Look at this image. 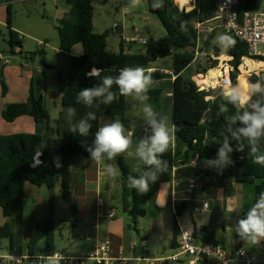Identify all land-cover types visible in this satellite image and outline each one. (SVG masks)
<instances>
[{
  "label": "crops",
  "instance_id": "1",
  "mask_svg": "<svg viewBox=\"0 0 264 264\" xmlns=\"http://www.w3.org/2000/svg\"><path fill=\"white\" fill-rule=\"evenodd\" d=\"M11 2L13 0H0V28H6L5 33L0 29V36H4L6 38L4 41L8 43L9 28H11L19 33L22 48L15 46V49H13L8 43L11 59H6V56L0 53V135L39 134L43 137L44 142H47L50 135L47 132L45 122H37L30 116H22L14 122H6L2 117V112L7 105L27 101L32 81L35 95L42 97L43 104L48 110L51 120L59 123L58 126H53L54 133L52 137H56L58 133L61 134L64 130L69 129L72 124L70 109L62 106V97L68 87V81L65 82V86L59 78L50 82L49 76H52L53 70L58 68L59 63L55 66L46 59H40V56L37 55L38 48L34 49L33 52L27 41L36 42L38 47H42L46 43L36 41L31 35H25L26 39H22L23 31L14 25L12 18L11 27L8 26V6L11 9ZM174 2L180 10L187 12L195 7L194 0H187L184 5L178 3V0H174ZM126 3L127 0H125ZM145 3L146 0H141L140 4L135 5L140 7L136 12L128 10L131 13L130 18L132 14L136 16L135 22L130 24V26L132 25L134 37L124 36V24L122 23L121 26L119 24L116 32H121L122 39L119 41L118 50L109 49L107 42L109 51L119 53L123 50L129 54H144L147 44H126L125 40L136 38L149 41L159 39L165 35V31L159 30L158 37H154L151 33L153 30L139 27L138 20L147 23L152 21L151 16L153 15L149 12L147 3L144 6ZM62 5L64 7L61 15H59V20L70 11V6L66 4L65 0H62ZM127 8L126 5L122 8L123 15ZM254 11L264 12V0H256ZM93 25L95 30L94 22ZM202 29L206 33L200 36L198 53L205 55L206 51L203 50V43L208 35L215 33L212 44L217 45L215 41L217 32L222 31L225 33L226 31L214 20L204 23ZM135 45L142 47L138 48ZM133 50H136L137 53H133ZM220 50L221 56L228 57L227 61L229 62L231 57L227 55L228 49L223 51L220 48ZM31 53H36V55L32 57ZM82 53V45L77 44L71 49L70 53L62 56V61L69 65L71 57H78ZM220 57L217 58L220 60ZM42 61L48 67H45ZM259 63L261 66L251 72L264 71V62ZM145 70L151 72L153 79V84L147 93L149 100L146 103L151 104L159 115L165 117L170 126H174L173 83L175 75L172 57L159 59L151 63ZM228 71L230 72V70ZM2 80L7 86L5 96L2 95ZM125 100L127 103L125 117L129 121V129L126 134L133 140V146L126 153L119 156L124 159L131 171L141 172L145 169V166L136 157L135 146L140 139L151 135V130L142 111L143 103L134 97H125ZM247 101L249 100L247 99ZM51 105L54 106V115L51 114L48 108ZM111 121L110 117L103 116L100 120V126ZM175 146L176 140L172 148L174 149ZM181 160L182 157L177 158L176 165L171 170L160 174L158 180L150 187L152 195L146 205L147 215L139 222L141 235L146 237L143 242L135 238L128 227L127 216L120 209L121 180L119 171L115 177L107 175L104 171L106 164L115 166L114 160L105 159L96 162L82 155L75 156L71 163L72 190L69 199L62 197L59 185L49 189L45 186H36L26 182L24 185L25 198L22 223L15 226L11 222L13 225L12 231L17 236L21 250V255L17 257L41 256V252L45 249V242L41 241L34 247L32 250L33 256L30 255L28 243L35 236L38 225L46 220H52L56 229L54 254L78 258L94 251L98 242L108 241L110 243V264H120L122 259L126 260V264H166L163 261L176 253L175 247L172 246L173 222L176 206L183 203L186 204V208L182 215L177 218L180 230L192 231L195 225L215 224L218 226L219 234L220 232L227 233L237 220L243 218V214L254 203L256 186L262 184L264 180L238 183L233 175L232 165L226 166L223 171H217L214 168L205 167L204 160H198L197 155L192 156L187 164H180ZM194 160L196 161L195 166H190ZM54 161L56 167L59 168L61 160L59 163L57 157H55ZM57 163L59 166H57ZM191 180L201 184V186H195L193 191L195 198L208 203L209 207L205 211L198 210L201 203L195 198L194 200L184 201L187 197V184ZM176 181L180 183L178 189L175 188ZM9 221L3 216L0 207V227ZM234 235V244L242 245L254 254H261V246L257 247L250 242H244L235 233ZM221 238L223 239V237ZM224 241L227 242V239H224ZM160 247L165 248L166 251L160 253ZM9 255L12 254L10 253L8 239L0 240V256ZM86 264L95 263L88 261ZM200 264L217 263L202 262Z\"/></svg>",
  "mask_w": 264,
  "mask_h": 264
},
{
  "label": "trees",
  "instance_id": "2",
  "mask_svg": "<svg viewBox=\"0 0 264 264\" xmlns=\"http://www.w3.org/2000/svg\"><path fill=\"white\" fill-rule=\"evenodd\" d=\"M70 6L69 13L60 21L57 27L60 45V54L66 55L71 49L81 44L82 55L71 57V66L68 77V87L62 97L64 108L74 109L72 124L69 129L64 130L56 137L53 126H58V121H52L48 110L43 104L42 97H37L34 92L33 82L30 83L29 97L26 102L13 103L7 105L2 117L6 122H14L22 116H30L37 122L47 124V132L50 135L47 142L39 134H13L0 135V207L3 216L10 221L0 227V240L8 239L10 253L20 256L21 250L18 245L17 236L13 233V225L22 223L24 212V185L30 182L36 186H45L53 189L60 186L61 195L64 199H69L72 190L71 163L75 156L82 155L89 158L86 147L91 146L94 133L100 127V120L103 116H108L112 120L119 119L124 124L126 131L129 129V121L125 117L127 103L125 97L119 95L118 88L113 86L112 91L116 93V99L110 104H100L99 107L88 108L82 103H77L76 97L80 90L92 87L100 83L104 76H116L121 68L125 66L148 67L151 63L169 56L173 59V72L175 80L173 83V123L176 128V146L164 154L162 157L168 161L167 170H171L176 165V159L182 157L180 164H187L191 157L198 156V160L215 159L217 151L222 145L223 136L228 135L233 151L229 154L234 162L233 175L238 183H251L254 180H264V166L253 163V156L249 153L247 142L244 141V150L237 151V142L231 139L227 133V127L231 121L241 113L242 106L235 107L227 103L222 91L212 94L207 89L201 90L193 80V77L205 74L206 69L200 71L194 68V50L198 46L199 34L196 23L204 24L215 18L217 11V0H194L195 7L190 11L180 10L174 0H163V7L153 9L152 3L156 0H146L149 12L157 17L165 29V35L159 39L148 41L144 54H129L121 50L119 53L111 52L107 49V39L112 31L96 33L93 25L94 6L93 0H65ZM256 9V0H240L238 13L240 16L246 11ZM8 26L11 27V10L8 6ZM183 24V25H182ZM182 27L185 30H182ZM215 33L208 35L203 43V50L208 55L221 56V50L217 45L212 44ZM236 41L235 45L228 49L227 55L231 57L229 64L234 67L231 74L233 85L237 82L239 67L242 59L248 57L246 44ZM9 45L15 49L22 48V40L19 33L9 28ZM122 45V44H121ZM32 57L36 53L30 54ZM258 62H264V56L252 58ZM42 63L48 67L44 61ZM215 64L218 60L214 61ZM259 66L260 63H259ZM215 66H212L214 68ZM99 69V74L94 78L88 76L93 69ZM252 83L260 82L264 85V71L257 76L250 75ZM2 95L7 93V86L2 80ZM213 98L207 100V97ZM260 102L264 104V93H257L248 101L250 104ZM245 106V105H244ZM93 111L96 120L90 121L92 128L87 137L73 133L71 128L80 119L86 118V113ZM238 123L232 124L235 129ZM259 150L264 153V140L259 145ZM37 152H41L42 161L33 167V160ZM55 157L61 158L59 168L55 165ZM115 166L119 171L121 180L120 209L127 216L128 227L140 242L146 240L141 235L139 228L140 219L147 215L146 205L151 198L152 191L146 194H138L135 189L128 187L127 177L132 175L138 177L141 172H133L129 169L124 159L117 156ZM166 170V171H167ZM264 191V182L256 186L255 198ZM255 202V199H254ZM186 208V204L176 206L174 217V236L172 246L177 247V239L180 235L177 218L180 217ZM244 216V214H243ZM13 225H12V223ZM55 223L46 220L37 226L35 236L29 241L28 248L30 255L32 250L41 241L45 242V249L41 256L54 255ZM192 233L202 243L216 244L225 242L219 236L218 226L209 224L207 226L195 225ZM36 258L28 259L27 264H32Z\"/></svg>",
  "mask_w": 264,
  "mask_h": 264
},
{
  "label": "clouds",
  "instance_id": "3",
  "mask_svg": "<svg viewBox=\"0 0 264 264\" xmlns=\"http://www.w3.org/2000/svg\"><path fill=\"white\" fill-rule=\"evenodd\" d=\"M140 2L141 0H131L134 6ZM151 7L153 9L163 7V0H156ZM182 30L185 29L182 27ZM215 39L217 46L225 51L236 43L235 39L227 32L217 35ZM98 74L99 69L93 68L88 76L95 78ZM152 84L153 79L150 71L146 72L142 66H125L119 70L118 75L104 76L100 83L80 90L76 97L77 103H82L88 108L93 106L98 108L101 103L110 104L116 99V93L112 91L115 85L120 96L134 97L143 103L142 111L150 127L151 135L139 140L135 146V155L146 167V170L141 172L138 177L132 175L127 177L128 187L135 189L138 194L148 193L160 174L167 170L168 161L162 157L174 146L176 140L175 126H170L165 117L159 115L151 104L146 103L149 100L147 93ZM257 93H264V85L260 82L245 81L243 85L237 83L226 88L223 95L227 103L235 107L244 101L245 94H249L248 100L250 101ZM244 105L241 113L231 121L226 131L230 134L231 139L237 142V151L244 150V141H246L249 153L253 156V163L264 166V153H261L258 147L259 143L264 140V104L251 103L250 109L246 107L248 101H244ZM69 113L74 115L75 110L70 109ZM94 120H96L95 112L89 111L86 113V118L80 119L77 124L72 126L71 131L87 137L92 128L90 121ZM236 123L240 126L234 129L232 124ZM93 137L91 146L86 147V151L89 153L90 160L96 162L105 159L114 160L133 146V140L126 134V128L119 119L98 127ZM232 151L229 136L224 135L216 158L205 159L203 164L205 167L223 171L226 166L234 163L229 155ZM41 154V152H37L33 160V167L42 163ZM195 164L194 160L190 166H195ZM57 166H59L58 163ZM104 171L109 176L118 175V169L113 164H106ZM232 230L240 240L250 242L254 246L258 247L264 242V191L258 194L243 218L237 220L232 226ZM32 264H45V258L42 261L41 256H37ZM47 264H59V260L48 257Z\"/></svg>",
  "mask_w": 264,
  "mask_h": 264
},
{
  "label": "built area",
  "instance_id": "4",
  "mask_svg": "<svg viewBox=\"0 0 264 264\" xmlns=\"http://www.w3.org/2000/svg\"><path fill=\"white\" fill-rule=\"evenodd\" d=\"M239 7L240 0H217V11L213 20L218 22L228 34L232 35L240 42L246 44L248 57H244L242 60H253L252 58H255L257 56H264V12L246 11L242 16H240L238 13ZM130 14L131 13L128 11V9H126L124 16L128 18ZM195 26L200 39V36L206 33V31L202 29L203 24L196 23ZM114 28V32H116L118 24H116ZM125 43L147 44L148 40L136 38L126 39ZM260 48H262V50H260ZM198 51L199 48L197 46V48L194 50L195 59L193 62L195 64L198 62L199 56H201ZM206 56L213 62L218 60L221 63V60H219V58H217L213 54L208 55L206 53ZM225 63L226 66H229L228 61H226ZM211 64L212 62L209 63L210 68L215 69L216 67L212 68ZM226 66H220L221 71L224 72V76L218 78L220 82L218 87H220V89H225L226 87H231L233 85L231 74L234 72V67L230 66L231 71L229 72V77H227ZM195 77H193L194 81ZM212 98L213 97L210 96L206 99L210 100ZM187 186V197L184 199V201H189L192 199L194 200L195 197L193 189L195 186H201V184L197 183L195 180H191L189 181ZM179 187L180 183L176 181L175 188L178 189ZM195 199L199 200L198 198ZM199 201L201 205L198 210H207L209 207L208 203L204 200ZM260 246L261 254L257 255L239 244L229 245L226 242H218L216 244L202 243L197 240L192 231L181 229L180 235L177 239V247L175 248L176 253L173 256L169 257L167 260H164L163 263L168 264L187 261L188 264H200L202 262H215L217 264H264V242H262ZM109 251L110 243L108 241H100L98 242L97 247L94 251L78 258H69L64 257L60 254H54L51 256H41V260L43 261V259L45 258V264H47L48 257H54L55 259L59 260V264H86L88 261H92L95 264H110ZM30 258L31 257L23 258L14 255L0 256V264H27V261ZM120 264H126V260L122 259L120 261Z\"/></svg>",
  "mask_w": 264,
  "mask_h": 264
},
{
  "label": "rangeland",
  "instance_id": "5",
  "mask_svg": "<svg viewBox=\"0 0 264 264\" xmlns=\"http://www.w3.org/2000/svg\"><path fill=\"white\" fill-rule=\"evenodd\" d=\"M11 4V18L14 23V25L18 28H20L23 31L22 39H26L25 35H31L36 39V41H41L43 43H46V45H43L42 47H38L37 43L31 40H28V45L30 48L36 50L38 48L37 55L40 56V59H46L48 62L54 64L58 68L56 70H53L52 76H49V80L61 79L62 84L65 86V82L68 81L69 71L71 62L69 65L65 63V61H62V54H60L59 45V35L57 31V27L59 26V19L62 13V8L64 5H62V0H13ZM143 4V3H142ZM127 6L128 10L130 12H136L139 10L140 7H136L131 3V0H127V3L125 4V0H93V6H94V17L93 22L95 23V30L99 33H104L105 31H112L110 36L107 39V42L109 44V49H115V51L118 50V44L119 41L122 39L121 32H114V24H121L123 23L124 27V36H128L130 38L134 37L132 25V22H135V14H132L131 18H126L123 15V7ZM146 3L144 4V6ZM151 22L147 23L142 20H138L139 27L143 29L150 28L153 30L152 35L154 37H158L157 33L160 31H165L162 23L160 20L155 17L151 16ZM2 29V32H6V28H0ZM223 33L222 31H218L217 35ZM230 35V34H229ZM6 38L4 36H0V53L4 54L6 56V59H11L12 56L10 55L9 51V45L4 40ZM216 41V40H215ZM138 48H141L142 46L135 45ZM145 47V46H144ZM134 49H136L134 47ZM262 50V48H260ZM225 51V50H223ZM58 52V53H57ZM133 53H137L136 50H133ZM256 61V60H255ZM212 62L211 66H215L217 70H220V66L225 67L226 61L220 63L218 61L217 64H215L213 61L209 60L208 57L205 55H201L198 58V62L194 65L195 69H198L200 67V71H203L206 69V73L203 74L205 78H208V72L209 70H212L210 68L209 63ZM244 62H242L243 64ZM221 64V65H220ZM241 64V65H242ZM240 65V66H241ZM229 66H226V68L229 70ZM231 71V69H230ZM239 73L240 70L238 69ZM254 71V70H253ZM248 73L247 77H250L251 73L253 76H257L261 70H257L255 72ZM222 75L223 72L221 71ZM239 77V76H238ZM241 81H242V73H241ZM238 82V78H237ZM197 84V83H196ZM198 85V84H197ZM241 85V84H240ZM202 89L203 86H200ZM208 91H210L212 94H215L217 92H224V89H220V87H217L216 89L208 88ZM240 106H244L239 104ZM50 112L52 115H54V106H48ZM58 162L60 163L61 158L57 157ZM141 220V219H140ZM220 237H223V239H227V242L229 245L234 244L235 235L232 230L227 231V233L220 232ZM159 252H165V248L160 247ZM173 264V263H170ZM174 264H188L187 261H182L180 263H174Z\"/></svg>",
  "mask_w": 264,
  "mask_h": 264
},
{
  "label": "bare ground",
  "instance_id": "6",
  "mask_svg": "<svg viewBox=\"0 0 264 264\" xmlns=\"http://www.w3.org/2000/svg\"><path fill=\"white\" fill-rule=\"evenodd\" d=\"M186 1L187 0H178V3H181L182 5H184V4H186ZM227 59H228V57H226V56L220 57V60H222V62L227 61ZM242 62H244V63L239 67L240 73H239V78H238V81L240 82L241 85H243L245 81H250V78L248 79V77H247L249 71H253L259 66L258 61L251 60V59H244V60H242ZM241 73H242V81H241ZM226 75H227V77H229V71L227 68H226ZM208 76H209L208 78H205L203 75H199V76L195 77V81L199 82L200 86H203L202 90H205L208 88L216 89L220 84L218 78H220L221 76H224V72L222 75L220 70L212 69V70H209ZM226 88H228V87H226ZM247 99H248V94H245L244 95V101H247ZM244 101L241 102V105H244Z\"/></svg>",
  "mask_w": 264,
  "mask_h": 264
},
{
  "label": "water",
  "instance_id": "7",
  "mask_svg": "<svg viewBox=\"0 0 264 264\" xmlns=\"http://www.w3.org/2000/svg\"><path fill=\"white\" fill-rule=\"evenodd\" d=\"M250 82H251V80H250ZM202 90V89H201Z\"/></svg>",
  "mask_w": 264,
  "mask_h": 264
}]
</instances>
